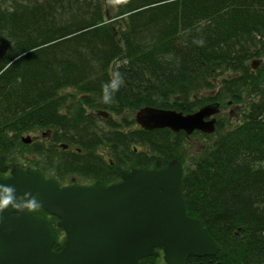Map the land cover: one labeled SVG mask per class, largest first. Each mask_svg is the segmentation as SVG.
<instances>
[{"label":"trees","instance_id":"obj_1","mask_svg":"<svg viewBox=\"0 0 264 264\" xmlns=\"http://www.w3.org/2000/svg\"><path fill=\"white\" fill-rule=\"evenodd\" d=\"M4 1L0 157L7 167L109 186L119 181L116 167L159 170L177 159L186 214L218 246L216 255L186 264H264V67L251 69L264 57V0ZM245 97L239 124L223 129L217 120L213 134H194L209 143L191 165L183 133L144 131L125 116L143 107L187 115ZM45 130L49 146L31 145L34 167L14 161L27 147L20 138ZM50 219L58 251L63 240Z\"/></svg>","mask_w":264,"mask_h":264},{"label":"water","instance_id":"obj_2","mask_svg":"<svg viewBox=\"0 0 264 264\" xmlns=\"http://www.w3.org/2000/svg\"><path fill=\"white\" fill-rule=\"evenodd\" d=\"M218 113V104L187 115L145 107L137 111L135 122L146 131L209 135ZM115 171L120 178L115 185L97 181L60 188L36 171H8L1 157L0 175L8 172L9 177L0 178V198L11 188L13 202L0 210V264H138L159 258L156 251L164 264H186L190 257L217 254L215 240L186 214L178 160L160 170ZM32 207L58 219L57 228L65 235L60 251L51 250L54 234L42 216L28 212Z\"/></svg>","mask_w":264,"mask_h":264},{"label":"rangeland","instance_id":"obj_3","mask_svg":"<svg viewBox=\"0 0 264 264\" xmlns=\"http://www.w3.org/2000/svg\"><path fill=\"white\" fill-rule=\"evenodd\" d=\"M8 5H9L8 2L0 1V10L6 9ZM258 65H260L261 67H264V57H262V59L259 60ZM226 76H227L226 74L221 75L218 79V82H220V80L222 78H225ZM242 100L243 101L240 103H235V102L233 103L229 99H225L223 102H221L220 113L218 114L216 119L222 122L223 129L234 127L235 125L241 122V119H242L241 112L244 111L245 102L248 101V99L245 97V98H242ZM227 103H230V105L227 106ZM125 116H126V119L130 120L131 126H136V124L134 123V113L133 114L126 113ZM41 132L43 131L29 133L23 136L24 137L25 136H30V137L38 136L39 137ZM38 142H41L40 139ZM208 143H209V140H206L205 138L197 136V135H192L188 139H185L182 143V148L185 151V160H184L185 165H188V164L191 165V159L192 160L196 159L201 153V151L203 150V148L205 147V145H207ZM40 144L42 145V143ZM44 144H46V142H44ZM46 147H48V145ZM33 148L34 146H27L24 148L18 147L16 155L13 156L14 161L19 162L25 165L26 167H34V164L37 163L38 160H37V157L31 153ZM99 152H104L105 154H103L102 156L104 158H107V155H106L107 151L105 148H103ZM48 174H51V173H48ZM87 183H90V182H87ZM59 234L60 235L58 237L62 239V234L61 233Z\"/></svg>","mask_w":264,"mask_h":264},{"label":"flooded vegetation","instance_id":"obj_4","mask_svg":"<svg viewBox=\"0 0 264 264\" xmlns=\"http://www.w3.org/2000/svg\"><path fill=\"white\" fill-rule=\"evenodd\" d=\"M0 1H4V0H0ZM46 131V132H45ZM44 132L45 133H41V136H34V139L32 140V144L34 143H42V145L44 147H46L47 145L49 146V141H50V138H51V130H45ZM40 139L41 142H38ZM44 142H46V144H44ZM46 145V146H45ZM56 147L58 148L59 151H66L68 150L69 146L64 144L63 146L61 144H57ZM70 150H73V148H70ZM7 178V177H6ZM56 181V180H55ZM58 184H59V187L60 188H63V187H68V186H89L90 183H87L84 182L77 174H68L66 175V177L64 178V180H61V181H56ZM34 211V210H33ZM31 214L33 215H37V216H42L45 218V220L47 221V223L49 221H51L50 217L47 216L46 214H43V213H32ZM57 223V222H56ZM56 223L54 224V229H57L56 228ZM48 226L52 229V225H49ZM61 233L63 234V232L61 231ZM64 236V235H63ZM64 238V237H63ZM65 241V238L63 239V243Z\"/></svg>","mask_w":264,"mask_h":264},{"label":"clouds","instance_id":"obj_5","mask_svg":"<svg viewBox=\"0 0 264 264\" xmlns=\"http://www.w3.org/2000/svg\"><path fill=\"white\" fill-rule=\"evenodd\" d=\"M11 191V188L4 189V196L0 198V210L7 208L13 202L12 197L10 195ZM32 202L35 203L34 199Z\"/></svg>","mask_w":264,"mask_h":264},{"label":"bare ground","instance_id":"obj_6","mask_svg":"<svg viewBox=\"0 0 264 264\" xmlns=\"http://www.w3.org/2000/svg\"><path fill=\"white\" fill-rule=\"evenodd\" d=\"M164 263V262H163Z\"/></svg>","mask_w":264,"mask_h":264}]
</instances>
